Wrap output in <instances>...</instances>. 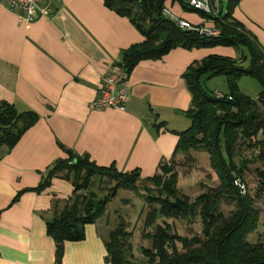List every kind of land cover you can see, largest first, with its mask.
Returning <instances> with one entry per match:
<instances>
[{
    "label": "crops",
    "instance_id": "1",
    "mask_svg": "<svg viewBox=\"0 0 264 264\" xmlns=\"http://www.w3.org/2000/svg\"><path fill=\"white\" fill-rule=\"evenodd\" d=\"M164 4L182 18L214 26L179 0ZM52 5V16L39 14L28 23L0 0V100L40 114L12 148L0 146V264H112L105 258V242L119 221L121 206L118 200L111 202L116 196L86 225L84 239L65 242L61 263L47 220L54 215L52 198L73 194L72 181L54 177L44 190H26L13 198L36 186L42 171L66 155L59 141L100 164L137 167L143 177L155 174L173 154L179 139L173 130L191 123L184 111L192 105V92L183 73L210 53L237 57L239 52L222 44L177 46L160 58L142 59L127 75L126 108L94 109L90 102L99 94L106 64L122 59V51L144 35L104 0H52ZM233 14L264 46V0H240ZM219 77L204 75L202 81L212 86ZM222 83L228 87L226 78ZM160 121L165 124L156 126Z\"/></svg>",
    "mask_w": 264,
    "mask_h": 264
},
{
    "label": "trees",
    "instance_id": "2",
    "mask_svg": "<svg viewBox=\"0 0 264 264\" xmlns=\"http://www.w3.org/2000/svg\"><path fill=\"white\" fill-rule=\"evenodd\" d=\"M239 1L228 0L226 10L213 15L179 0L184 7L189 6L205 18L213 19L219 33L207 34L182 28L165 16L162 13L165 0H104L108 7L128 16L144 35L143 40L122 51V62L128 74L140 60L160 58L177 46L244 45L249 53H243L239 58L210 53L193 62L183 73L192 92V105L184 111L191 123L183 130H173L179 135L173 154L170 159H163L158 172L151 176L143 177L137 167L121 170L116 162L100 164L89 153L76 152L58 142L66 155L42 171V179L36 186L18 191L13 198V201L17 200L26 190H44L54 177L72 181L73 194L67 199L54 196V215L47 220V232L56 241L58 263L62 261L65 242L84 239L86 225L105 212L121 187L136 190L141 186L140 182L149 181L154 186L143 184L144 197L149 204L143 228L144 224L145 227L154 225V231L145 233L151 238V245L142 248L145 258L131 257L133 231L128 230L127 221L121 217L105 242L106 261L112 264H264V241L247 239L256 227L259 211L253 204V196L241 194L233 182L250 161L243 158L238 165L235 160L240 147L245 144L259 149L257 158L264 165V137L258 138L259 132L264 133V46L245 23L234 16L233 10ZM204 75L206 78L224 75L229 91L223 92L222 97L212 93L202 81ZM244 75L253 76L260 82L261 90L256 98L241 90L239 80ZM39 118L36 110L19 109L7 100H0V146L12 148ZM164 124L165 121H160L155 125ZM198 148L210 153L221 186L203 192L192 202L189 197L177 194L175 160L179 153L188 154ZM257 174L256 196L264 198V167L257 168ZM97 179L110 183L103 195L94 188ZM224 193L234 196L237 202L229 216L217 208ZM122 201L129 203L130 199L123 198ZM197 213L204 223L203 237L181 235L165 218L156 223L160 214L187 219Z\"/></svg>",
    "mask_w": 264,
    "mask_h": 264
},
{
    "label": "rangeland",
    "instance_id": "3",
    "mask_svg": "<svg viewBox=\"0 0 264 264\" xmlns=\"http://www.w3.org/2000/svg\"><path fill=\"white\" fill-rule=\"evenodd\" d=\"M226 8L227 0L224 1V10H226ZM212 27L216 28L215 24ZM237 48L239 52V55L237 56L238 58L242 57L243 53H249L247 47L244 45H240ZM242 63H244L243 60ZM221 76L222 77L215 79L211 83L212 86L205 85V83V87L215 94L216 90H214V88H221L224 91H227L229 86L227 87V85L222 83L225 81L226 77L224 75ZM243 78L242 82H240L241 87L250 93L249 95L251 96L259 94L261 90L260 82L255 77L250 75H244ZM263 137L264 133L259 132L258 138ZM258 154L259 149L257 147H249L245 144L240 147L237 156H235V160L238 165H241L243 158H249L250 160L243 172L241 174L237 173V175L243 180V182L246 183L247 193H250L253 196V204L259 211L256 227L247 235V239L254 242L259 240L264 241V198L263 196H256L259 180L257 168H263L264 165L261 159L257 158ZM175 170L178 173L177 194L189 197L192 202L203 192L212 191L214 188L221 186L218 170L211 163L210 153L206 149H193L190 150L188 154L179 153L175 160ZM144 183L147 186H154V184L149 181H145ZM144 183L140 182L141 186L136 190L121 187L116 195V198L111 201L115 202L118 200L119 205L117 203H115V205L121 206L118 208L119 212H117L120 215L119 220L121 217H124L128 223V230L133 231L132 236H130V240L132 242V249L130 253L132 254V258L139 260H143L145 258L142 248L151 245V238L145 233L147 232V234H149L148 232L154 231V225L145 227L144 224L143 228V222L149 209V204L144 197ZM109 184L110 183H108L105 179H97L94 188L103 195L106 193ZM120 197L121 202L119 201ZM123 198H129L130 204L122 201ZM236 204L237 202L234 196L229 193H224L220 198L217 208L219 211L229 216L232 213V210L236 208ZM164 218L171 222L173 229L178 231L181 235L191 236L199 234L201 237L204 236V223L198 213L195 216H189L187 219L165 217L160 214L156 223L161 222Z\"/></svg>",
    "mask_w": 264,
    "mask_h": 264
},
{
    "label": "built area",
    "instance_id": "4",
    "mask_svg": "<svg viewBox=\"0 0 264 264\" xmlns=\"http://www.w3.org/2000/svg\"><path fill=\"white\" fill-rule=\"evenodd\" d=\"M8 8L18 10L19 17L26 22L33 21L39 14L52 16L53 5L51 0H3ZM186 3L197 10L209 14L218 15L224 9L225 0H185ZM228 1V0H227ZM162 13L173 20L182 28L198 30L201 33L218 34L219 30L203 23H194L187 18L177 15L169 5L164 4ZM128 71L125 64L120 60H113L106 64V70L101 77L99 94L90 102L91 108L115 107L125 109L130 99V88L127 79ZM219 97L224 96L223 92L216 91ZM232 98V96H229ZM234 185L241 194L247 193L246 183L236 176Z\"/></svg>",
    "mask_w": 264,
    "mask_h": 264
}]
</instances>
